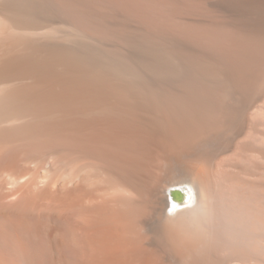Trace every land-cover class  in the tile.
Here are the masks:
<instances>
[{
  "label": "bare ground",
  "instance_id": "1",
  "mask_svg": "<svg viewBox=\"0 0 264 264\" xmlns=\"http://www.w3.org/2000/svg\"><path fill=\"white\" fill-rule=\"evenodd\" d=\"M0 264H264V0H0Z\"/></svg>",
  "mask_w": 264,
  "mask_h": 264
}]
</instances>
